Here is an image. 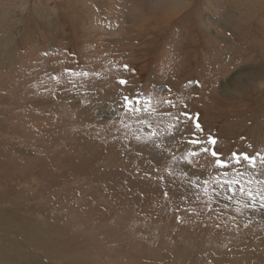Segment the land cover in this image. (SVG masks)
I'll return each instance as SVG.
<instances>
[{
	"label": "rangeland",
	"instance_id": "obj_1",
	"mask_svg": "<svg viewBox=\"0 0 264 264\" xmlns=\"http://www.w3.org/2000/svg\"><path fill=\"white\" fill-rule=\"evenodd\" d=\"M180 111L264 155V0H0V264H264V209L185 162Z\"/></svg>",
	"mask_w": 264,
	"mask_h": 264
},
{
	"label": "snow or ice",
	"instance_id": "obj_2",
	"mask_svg": "<svg viewBox=\"0 0 264 264\" xmlns=\"http://www.w3.org/2000/svg\"><path fill=\"white\" fill-rule=\"evenodd\" d=\"M125 71H128V66H123ZM66 74L70 76H87L88 73H76L71 69L65 70ZM55 79V77H53ZM117 83L124 88L128 86V81L125 79H119ZM170 92V90H168ZM142 93H136L132 96L124 95L122 97L121 106L125 111L130 115H137L142 112H148L149 107L151 106L150 100L142 99ZM163 103H166L170 108H175L177 106L176 102L172 100H165ZM169 115H172L170 112ZM173 120L176 123L170 126L169 131L173 129L179 130L184 121H192L194 131L189 133L191 139L187 141L192 145V149L186 153L184 160L190 166L197 162L198 158L203 157L205 154L213 158L212 167L218 169L219 171L212 176L211 181H204V184L213 183L215 186L220 187L221 189H226L227 192L235 195L236 190L240 193L245 194L249 201L246 207H252L254 210L259 200V209H264V189L262 188H253L251 185L254 183L251 178V174L256 173L257 165L262 166L261 174H264V155L259 153L249 155L247 152H232L230 156L223 157L221 153L216 151L217 140L215 138L209 137L208 139H201L200 135L203 134V129L201 128L198 122H195V119L191 117L186 111L177 112L173 117ZM200 135H197V134ZM197 158V159H193ZM251 170V173H249ZM197 179H200L199 177ZM256 183L264 185V180H257ZM207 192V188H205ZM232 196L227 197L231 199Z\"/></svg>",
	"mask_w": 264,
	"mask_h": 264
},
{
	"label": "bare ground",
	"instance_id": "obj_3",
	"mask_svg": "<svg viewBox=\"0 0 264 264\" xmlns=\"http://www.w3.org/2000/svg\"><path fill=\"white\" fill-rule=\"evenodd\" d=\"M252 56V55H251ZM204 159V158H203ZM208 161H210V160H208Z\"/></svg>",
	"mask_w": 264,
	"mask_h": 264
}]
</instances>
